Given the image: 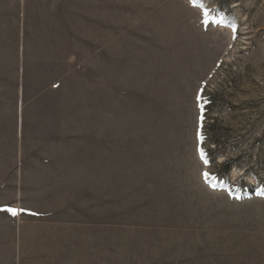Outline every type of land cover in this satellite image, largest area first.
<instances>
[{
    "label": "rangeland",
    "instance_id": "obj_1",
    "mask_svg": "<svg viewBox=\"0 0 264 264\" xmlns=\"http://www.w3.org/2000/svg\"><path fill=\"white\" fill-rule=\"evenodd\" d=\"M0 264H264V0H0Z\"/></svg>",
    "mask_w": 264,
    "mask_h": 264
},
{
    "label": "trees",
    "instance_id": "obj_2",
    "mask_svg": "<svg viewBox=\"0 0 264 264\" xmlns=\"http://www.w3.org/2000/svg\"><path fill=\"white\" fill-rule=\"evenodd\" d=\"M222 167H223L224 170H227L229 168V163L224 164Z\"/></svg>",
    "mask_w": 264,
    "mask_h": 264
}]
</instances>
